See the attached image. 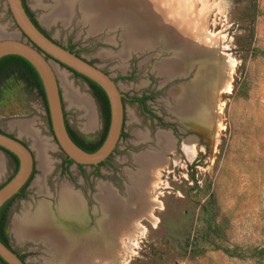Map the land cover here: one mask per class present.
Here are the masks:
<instances>
[{"label": "rangeland", "instance_id": "374dc122", "mask_svg": "<svg viewBox=\"0 0 264 264\" xmlns=\"http://www.w3.org/2000/svg\"><path fill=\"white\" fill-rule=\"evenodd\" d=\"M23 1L55 43L121 78L116 84L128 99L125 135L87 199L91 178L83 179L76 165L64 166L43 98L15 73L1 79L0 131L21 140L34 157L24 194L8 207V246L23 254L26 264H85L95 258L101 263L99 255H109L112 264H264V0H152V17L157 8L161 18L175 24L177 35L171 33L174 43L169 44L163 36L140 42L129 20H102L92 0ZM145 2L139 1V11L148 12ZM102 3L106 10L108 3ZM0 25V35L17 36L6 0H0ZM58 66L91 104L68 103L59 85L71 130L97 140L104 118L89 83ZM143 95L145 106L132 101ZM184 140L195 148V157L182 152ZM45 142L53 150L47 151L51 165L42 169L32 146L40 147L45 158ZM162 165L155 188L149 172ZM15 171L16 162L0 149V187ZM64 185L97 219V229L83 233L68 260L53 257L50 246L35 240L32 227L25 226L42 207L57 216ZM108 203L113 230L107 243L99 223L106 220ZM133 219L144 229H136L131 253L126 242L135 230Z\"/></svg>", "mask_w": 264, "mask_h": 264}, {"label": "water", "instance_id": "95a60500", "mask_svg": "<svg viewBox=\"0 0 264 264\" xmlns=\"http://www.w3.org/2000/svg\"><path fill=\"white\" fill-rule=\"evenodd\" d=\"M6 3L13 24L16 26L17 37H0V59L10 55L20 56L35 69L42 84L53 138L56 146L68 160L73 161L75 165H96L104 161L120 139L124 118L122 102L124 95L109 75L45 35L39 25L37 27L27 14L22 0H6ZM55 63L95 83L107 97L109 122L106 137L101 146L92 153L81 149L71 139L66 129L60 88L51 66ZM0 149L12 154L17 160L16 172L0 187L1 209L6 202L19 194L31 178L34 157L32 150L21 140L1 131ZM0 260L5 264H26L1 240Z\"/></svg>", "mask_w": 264, "mask_h": 264}, {"label": "bare ground", "instance_id": "6f19581e", "mask_svg": "<svg viewBox=\"0 0 264 264\" xmlns=\"http://www.w3.org/2000/svg\"><path fill=\"white\" fill-rule=\"evenodd\" d=\"M65 1H69V0H65ZM103 1H105V3H108V6H107V4H106V6H107V9H108V7L110 6L111 8L110 9H108V10H110V13L109 12H106L108 15H106V14H104V12H103V10L102 9H104L105 10V8L106 7H104L103 5H101V4H103L102 2ZM103 1H101V0H99L98 2L96 1V3H95V1H93L92 0V4H93V2H94V4H96V9H93V7H92V10H97V9H99V10H97L98 11V13H96V11H95V13H96V15H98L99 17H102L103 19L102 20H104V19H112L113 21H115V20H118V19H120V18H122V19H124V20H126V21H128V22H130V24L132 23V25H133V32H135V36L139 39V41L140 42H142V41H146L147 39H149V40H151V39H153V40H155L156 39V37H158V36H163L162 38L165 40V39H167V41H168V43H170V41L172 40L171 39V33L173 34V36L175 35H177L176 34V32H173V30H175L176 29V27L174 26L175 24H173V25H169L167 22H165L164 20H163V17L161 18V15H156L159 19H160V21H162L163 23V25H162V28H164L165 30H163V29H159V27H158V24L160 23V21L157 19V21H154V19L152 20L151 18H152V15H151V13H149V10H151V5L149 4L150 3V0H146V2H145V4L144 5H146V8H148V12L147 11H142V10H140L139 11V5H138V3H139V1L138 0H103ZM151 2H152V0H151ZM105 3H104V5H105ZM153 3V2H152ZM91 5V4H90ZM102 6H103V8H102ZM95 8V7H94ZM155 8V7H154ZM105 10V11H108V10ZM160 9V8H159ZM132 10V16H131V13L129 14V12ZM155 10H156V12H159V10H157V8H155ZM161 10V9H160ZM169 10V9H168ZM128 12V13H127ZM173 12V11H172ZM160 13V12H159ZM157 14V13H156ZM173 14V13H172ZM171 15V14H170ZM144 16H148V19L147 20H145V21H143V17ZM121 20V19H120ZM123 20V22L125 23L126 21H124ZM173 20V19H172ZM191 20V19H190ZM122 21V20H121ZM175 23V22H174ZM180 24V23H179ZM178 25V24H177ZM127 26H129V23H128V25ZM181 26V25H180ZM132 27V26H131ZM130 28V27H129ZM178 28V27H177ZM170 30H172L171 32H170ZM129 31V30H128ZM180 32V31H179ZM175 33V34H174ZM173 36H172V38H173ZM0 37H4L3 35H0ZM8 37H10V38H16L17 36L15 35V34H10ZM180 37H182L181 35H180ZM179 37V38H180ZM131 38V37H130ZM170 39V40H169ZM181 39V38H180ZM130 40V39H129ZM133 40H134V38H133ZM175 40V39H174ZM131 41H132V39H131ZM130 41V42H131ZM135 42V41H134ZM138 42V41H137ZM166 43V42H165ZM167 43V44H168ZM176 44V43H175ZM181 44V43H180ZM139 45V44H138ZM136 48V47H135ZM175 62V61H174ZM179 62H177V64H178ZM52 66V70H53V73H54V75H55V77H56V80L58 81V83H59V85H60V87H61V89H62V92H63V96H64V98H65V100L68 102V103H71L72 105H74L75 107H76V105H83V107H88V106H90L89 105V101H87V99L86 98H84V99H82V96H81V94H78L77 93V91H75L74 90V88H73V84H72V82H71V80H70V75H69V72H67L66 70H63V69H61L57 64H52L51 65ZM179 67V66H178ZM175 69V68H174ZM78 107V106H77ZM81 107V106H80ZM95 119V118H94ZM91 120V119H90ZM89 125H93V120H91V121H89ZM23 127H25V126H23ZM48 148L47 149H45V151H44V155H45V158H43V156H41L42 155V152L43 151H41V148L40 147H37V145H35V146H32L33 147V150H35L36 151V153H37V162H38V164H39V167L40 168H42V169H45V167H48L49 165H51V160L48 158V156H47V151H49V150H53V148H50V145H48L46 142L44 143ZM163 146H164V144H163ZM173 148V145L171 146V148H170V150ZM173 152V151H172ZM182 152H184L189 158H191V157H195V148H194V150H193V148H191V146L188 144V143H186V141L184 140V143L182 144ZM178 159H179V157L178 156H176V155H174V163H177V161H178ZM156 164V163H155ZM167 164V163H166ZM151 167H152V165H150ZM165 166H159L158 168H155L154 169V171H152V172H149V173H151L150 174V177L152 178V184H154V186H155V188H156V185L158 184V182H159V178H160V176L162 175V172H161V170H162V168H164ZM160 168V169H159ZM63 187V186H62ZM66 190V189H65ZM66 195V194H65ZM75 198V197H74ZM155 199V198H154ZM153 199V200H154ZM156 201H155V208L158 206V200L157 199H155ZM74 201V200H73ZM77 201V200H76ZM75 201V202H76ZM66 202V201H65ZM71 203V202H70ZM72 204V203H71ZM114 204V203H113ZM118 204V203H117ZM116 204V205H117ZM109 208V207H108ZM121 208V207H120ZM42 209L44 210V207H42ZM107 209V208H106ZM126 209V208H125ZM72 210H73V208H72ZM118 211H119V209H118ZM151 212V211H150ZM117 213V212H116ZM115 214V213H114ZM153 215L151 214V213H148L147 214V218H149V220L151 219V220H153L152 222L154 223L155 222V217L153 218L152 217ZM119 218H120V216H118ZM117 217V218H118ZM51 218V217H50ZM138 219V218H137ZM137 219H133L132 220V223L130 224V225H134L135 226V230L134 229H132V230H134V233H132L131 231H129V233H128V236H127V238H128V242H126V252H131L132 253V249H133V246H135L137 243H132V241H134L132 238H135L136 237V229H139L140 231H142L143 229H144V227L139 223V221L137 220ZM51 220V219H50ZM40 221H41V224L40 225H42V227H43V225H45L46 224V216H45V212L43 211V212H41V215H40ZM39 221V222H40ZM72 221V220H71ZM70 221V222H71ZM52 222V221H51ZM50 221H49V224L51 223ZM65 222V221H64ZM37 223V222H36ZM38 224V223H37ZM48 224V223H47ZM46 224V225H47ZM75 224V223H74ZM39 225V226H40ZM52 225V224H51ZM76 225V224H75ZM35 226V225H34ZM77 226V225H76ZM38 227V226H37ZM46 227V226H45ZM47 227H48V225H47ZM46 227V228H47ZM51 227V226H50ZM69 227H71V225H69ZM78 227V226H77ZM103 227V226H102ZM20 228V227H19ZM38 228H40V227H38ZM71 229V228H70ZM125 229V228H124ZM122 230V231H126V232H128V229L127 230ZM17 230H19V229H17ZM75 230V229H74ZM41 231H43V233L46 231H44V227L42 228V230ZM51 231V230H50ZM53 231V230H52ZM47 232V231H46ZM45 232V234H47ZM52 233V232H51ZM58 233V232H57ZM71 233V232H70ZM75 234H76V232H75ZM79 234V233H78ZM70 235V234H69ZM76 236H78V235H76ZM50 237V236H49ZM74 237V236H73ZM38 238V237H37ZM69 238H71V237H69ZM46 239V238H45ZM39 240H40V238H39ZM44 240V239H43ZM67 240V239H66ZM60 244V243H59ZM57 245H58V243H57ZM52 249V248H51ZM64 249V248H63ZM62 250L60 249V252H61ZM63 251H65V250H63ZM74 251H75V249H74ZM59 252V251H58ZM71 253L69 254L70 255V258L69 259H71V255H73L72 253H73V249H71V251H70ZM52 254H53V252H52ZM55 254V253H54ZM61 254V253H60ZM65 254V253H64ZM98 254V253H97ZM62 258V257H61ZM101 259V263L99 262H97V260L95 261V259H97V258H95L94 260H93V263H86L85 262V264H112V261H110L108 258H111L109 255H107L106 257H104L103 255H99L98 256V259ZM65 260V259H64ZM82 260V259H81Z\"/></svg>", "mask_w": 264, "mask_h": 264}, {"label": "crops", "instance_id": "0c3cea01", "mask_svg": "<svg viewBox=\"0 0 264 264\" xmlns=\"http://www.w3.org/2000/svg\"><path fill=\"white\" fill-rule=\"evenodd\" d=\"M150 4L153 6V3L151 2V0H150ZM130 13H131V16H132V10L129 12V14ZM156 15H161V14L159 12H157ZM156 15L154 17H152L151 19L152 20L154 19V21L156 19H158L160 21V19ZM142 19H143V21H145V20L148 19V16H144ZM163 20L165 22H167L169 25H173V23L169 22L166 17L163 18ZM162 23L163 22L160 21V23L158 24V27H159V29L165 30L164 28H162V25H163ZM164 41L166 42V44L168 43L167 39H165ZM172 43H174V42H172ZM180 65H179V67L178 66H176V67L180 68L181 67ZM107 193L110 194L109 192H107ZM74 194L75 193H73L71 191V189L67 185H64L63 187L60 188L59 195H60V201L61 202H60L59 207L57 209V216L53 217L51 215V213L48 211V208L44 207V210L41 208L35 214L34 217H29V219L27 218V222H26V225H25V226L29 225V226L32 227L29 230H31V234H32V236L34 237L35 240L39 241L42 244H48V246H50V247H48L49 250H51L52 252L56 253V254L53 253L52 256L55 257L56 255H58L61 260H64V259L68 260L70 258L69 254L71 253L70 252L71 249H73V253L72 254H75L78 243H81L83 238H85L83 233L85 234L86 230H96L97 229L96 228V220L97 219H94L93 216L91 217L90 215H88L89 213H87V211L85 209L86 207H85L84 203L81 201L80 195H79L80 198L78 199L77 195H74ZM108 196H109V199H110L111 198L110 195H108ZM106 206L107 207H105V212L107 213V217H106L105 222L99 223L100 224L99 227H100L101 230H104V231L106 230V234L108 236L107 237V243H108V241H110L111 238H112L111 234H112V230H113L112 229L113 228V210L111 208L112 206H110L109 203L106 204ZM72 208H73V210H72ZM43 211L45 212V216H46V224L48 223L47 224L48 227H47L46 224L43 225L44 231L46 230L47 232L46 231L45 232L47 234H45V232L43 233V231H41L43 227H42V225H40L41 224L40 215H41V212H43ZM49 221L50 222L52 221V222L49 224ZM28 222H29V224H27ZM69 225H71V227H69ZM37 226L40 227V228H38ZM26 230H28V229H26ZM18 231L20 232L21 230H18ZM75 232H76V234H75ZM76 235H78V236H76ZM69 237H71V238H69ZM39 238H40V240H39ZM104 242H106V241H104ZM57 243H58V245H57ZM60 249L62 250L61 252H60ZM74 249H75V251H74ZM63 250H65V251H63ZM81 259H83V258H81Z\"/></svg>", "mask_w": 264, "mask_h": 264}, {"label": "flooded vegetation", "instance_id": "af4514ba", "mask_svg": "<svg viewBox=\"0 0 264 264\" xmlns=\"http://www.w3.org/2000/svg\"><path fill=\"white\" fill-rule=\"evenodd\" d=\"M23 4H24V1L22 0ZM25 5V4H24ZM32 17V16H31ZM33 19V18H32ZM34 20V19H33ZM1 27V25H0ZM10 73H15L17 75H19L20 79L23 80L25 82V84H28L26 79L28 77V72L27 70H25L22 66L18 65V64H14V63H8L6 64L5 67L1 68L0 69V81L2 78H4V76H6L7 74H10ZM112 78V77H111ZM117 79H121V78H117ZM117 79L116 77L112 78V80L116 83L117 82ZM58 82V81H57ZM59 84V83H58ZM29 85V84H28ZM30 86V85H29ZM91 88V86H90ZM91 92L93 94V97L94 99L96 100V102L101 106V109H102V113H103V118H104V130H103V134L95 141H87L85 139H83L82 137H78L70 128L67 120H66V115H65V110L63 108V113H64V118H65V125H66V129L67 131H71V133L73 134V139H74V142L81 148L83 149L84 151L88 152V153H92L94 151H96L100 146L101 144L103 143L105 137H106V133H107V127H106V118H105V113H104V107H103V104L102 102L100 101L99 97L95 94L94 90L91 88ZM122 94V93H121ZM124 95V94H123ZM144 97L145 100L143 102V106H145V103H146V100L148 99V97L146 95H143V96H139V97H136V98H142ZM128 99L127 96L124 95V97L122 98V102H123V107H124V102L125 100ZM61 100H62V97H61ZM123 127H124V119H123ZM123 127H122V132H121V135H120V138H122L125 134H124V130H123ZM72 139V138H71ZM119 142V141H118ZM118 144V143H117ZM117 144L115 146V148L109 153L108 157L96 164V165H76L78 166L81 170H80V175L81 177L84 179L86 177L88 178H91V181L89 182L90 183V186H89V189H86V193H84V195L86 194V197L87 199H91V193H92V190H96V187L94 186V183L95 184H99L97 183V179L102 176L103 172L101 170V167L106 164V162L108 161L109 158H111L114 153L117 151ZM64 166L66 167H71L72 165H75L74 163H67V158L64 156L63 160H62ZM88 168V170H87ZM92 179H94V182L92 181ZM96 181V182H95ZM30 182V181H29ZM28 182V183H29ZM27 183V185H28ZM26 185V186H27ZM26 186L24 187V189L22 191H20L21 193H19L17 195V197H21L23 194H24V191H25V188ZM89 195V196H88ZM16 198V197H15ZM14 198V199H15ZM13 199V200H14ZM12 202V201H11ZM10 205V204H9ZM94 205V203L92 204ZM9 207V206H8ZM8 207H7V210L5 212V220H4V225H3V232H4V228H5V224H6V218H7V211H8ZM39 247H41L43 250H44V246L41 245V244H38ZM19 255V257L21 258V260L25 261L24 260V256L23 254H17ZM48 255V253H47Z\"/></svg>", "mask_w": 264, "mask_h": 264}, {"label": "trees", "instance_id": "16d2710c", "mask_svg": "<svg viewBox=\"0 0 264 264\" xmlns=\"http://www.w3.org/2000/svg\"><path fill=\"white\" fill-rule=\"evenodd\" d=\"M24 8H25L27 14L29 15V17L31 18V20L33 21V23L38 27L36 22L32 19L31 14L29 13V11L27 10L25 5H24ZM69 50L71 51V49H69ZM8 63H14V64L16 63V64L22 66L25 70H27V72H28V77L26 79L27 83L38 92V94L43 98V101L45 102L43 88H42V84H41L40 78H39L37 72L35 71V69L32 67V65L29 62H27L25 59L20 57V56L10 55V56H6V57H3V58L0 59V69L5 67L6 64H8ZM76 75L79 76L78 74H76ZM85 80L89 83V85L94 90L95 94L99 97L100 101L103 104L105 118H106V127H108L109 106H108L107 97H106L105 93L103 92V90L98 85H96L95 83H93L91 81H88L87 79H85ZM144 100H145L144 97H142V98H132V101H135V102H137V103H139L141 105L143 104ZM68 133H69L70 137L72 138V140L74 141L73 134L71 133V131L68 130ZM2 151L5 152L7 155H9L16 162V169H17V160H16V158L12 154L8 153L7 151H4V150H2ZM67 163H73V161L67 159ZM31 177H32V175H31ZM30 179H29V181H30ZM27 183L25 184V186L27 185ZM24 187L21 189V191L24 189ZM19 193H21V192H19ZM15 197H17V195L14 196L12 199H10L8 202H6L0 209V240L7 247H9V246H8V243H7L6 236H5L4 232H3V225H4V220H5V212L7 210V207L9 206V204L11 203V201ZM0 262L5 264L2 260H0Z\"/></svg>", "mask_w": 264, "mask_h": 264}]
</instances>
